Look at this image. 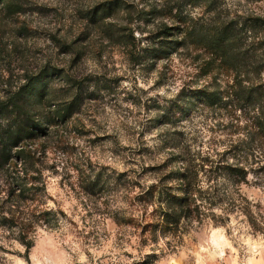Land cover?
Returning <instances> with one entry per match:
<instances>
[{
	"label": "rangeland",
	"instance_id": "1",
	"mask_svg": "<svg viewBox=\"0 0 264 264\" xmlns=\"http://www.w3.org/2000/svg\"><path fill=\"white\" fill-rule=\"evenodd\" d=\"M105 1L110 0L0 1V105L27 75L51 66L62 71L52 82L57 97L72 100L77 94L81 101L67 125L38 140L45 144L37 164L47 182L42 200L64 211L62 222L39 226L29 245L0 223V264H264V224L256 231L243 215L231 214L225 225L192 227L180 237L155 239L150 227L145 230L151 218L139 195L156 179L159 170L152 168L187 146L204 151L218 137L225 139L214 131L225 110L193 107L180 120L178 109L169 107L181 90L209 80L199 76L202 49L189 45L154 64H137L128 45L106 29L127 25L139 49L161 22L173 23V15L205 19L204 3L124 0L118 13L98 22ZM221 5L238 13L264 11V0ZM166 112L175 120L155 121ZM93 177L104 187L90 192ZM244 191L264 222V187Z\"/></svg>",
	"mask_w": 264,
	"mask_h": 264
},
{
	"label": "trees",
	"instance_id": "2",
	"mask_svg": "<svg viewBox=\"0 0 264 264\" xmlns=\"http://www.w3.org/2000/svg\"><path fill=\"white\" fill-rule=\"evenodd\" d=\"M2 1V0H0ZM222 0H195L204 3L205 19L172 17L161 22L145 46L127 25L107 26L113 38L128 45L129 56L137 64L169 57L173 51L202 49L198 64L201 78H209L181 97L170 109L183 115L199 106L212 112L225 110L214 124L216 135L208 149L192 151L188 146L172 155L158 169L153 183L142 189L144 207H149L152 235H182L195 226L213 223L225 225L231 214L246 217L252 229L259 231L264 222L256 212V203L245 187H264V11L238 13L221 5ZM96 12L98 22L118 13L124 0L105 1ZM18 10V9H15ZM14 10V11H15ZM199 55V54H198ZM62 71L47 67L27 75L17 91L0 105V223L29 245L39 226L55 228L62 222L63 210L44 205L47 182L37 166L45 152L38 140H48L57 129L67 125L73 108L80 105L77 94L62 100L52 82ZM174 114L166 112L155 121L170 123ZM227 119L225 122L224 119ZM41 145V146H40ZM101 189L104 181L91 178L87 190Z\"/></svg>",
	"mask_w": 264,
	"mask_h": 264
}]
</instances>
